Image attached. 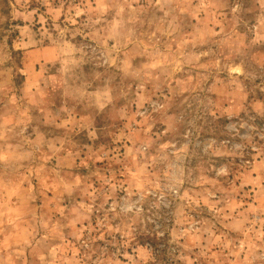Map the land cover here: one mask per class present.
Listing matches in <instances>:
<instances>
[{"label":"rangeland","instance_id":"1","mask_svg":"<svg viewBox=\"0 0 264 264\" xmlns=\"http://www.w3.org/2000/svg\"><path fill=\"white\" fill-rule=\"evenodd\" d=\"M0 264H264V0H0Z\"/></svg>","mask_w":264,"mask_h":264},{"label":"trees","instance_id":"2","mask_svg":"<svg viewBox=\"0 0 264 264\" xmlns=\"http://www.w3.org/2000/svg\"><path fill=\"white\" fill-rule=\"evenodd\" d=\"M136 239H140L141 241L139 242V247H141V248H147L148 249V247H151V246H154V239L155 238H153V240H151L150 238H146L147 239V241H142L143 240V238L141 237V236H139L138 238H127V239H122V241L124 240V246L123 247H126V245H128L129 246V244H131V245H134V241L136 240ZM127 241H129L128 243H126ZM121 242V241H120ZM147 244V245H146ZM124 249V248H123ZM127 251H129V248H127L126 249Z\"/></svg>","mask_w":264,"mask_h":264}]
</instances>
